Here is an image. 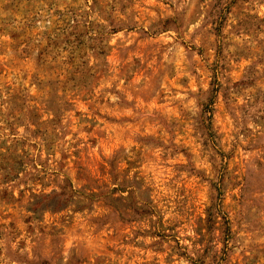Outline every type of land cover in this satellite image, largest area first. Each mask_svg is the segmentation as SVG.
I'll list each match as a JSON object with an SVG mask.
<instances>
[{
	"label": "rangeland",
	"instance_id": "1",
	"mask_svg": "<svg viewBox=\"0 0 264 264\" xmlns=\"http://www.w3.org/2000/svg\"><path fill=\"white\" fill-rule=\"evenodd\" d=\"M0 264H264V0H0Z\"/></svg>",
	"mask_w": 264,
	"mask_h": 264
},
{
	"label": "trees",
	"instance_id": "2",
	"mask_svg": "<svg viewBox=\"0 0 264 264\" xmlns=\"http://www.w3.org/2000/svg\"><path fill=\"white\" fill-rule=\"evenodd\" d=\"M19 166H21V165H19ZM17 168H19V167H13V169H12V171L11 172H16L15 170H17ZM21 168V167H20ZM9 174V173H8Z\"/></svg>",
	"mask_w": 264,
	"mask_h": 264
}]
</instances>
